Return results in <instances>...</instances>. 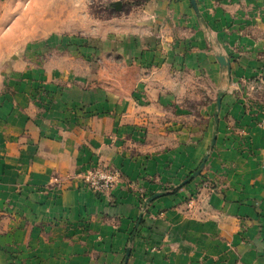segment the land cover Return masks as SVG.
<instances>
[{"label": "crops", "instance_id": "crops-1", "mask_svg": "<svg viewBox=\"0 0 264 264\" xmlns=\"http://www.w3.org/2000/svg\"><path fill=\"white\" fill-rule=\"evenodd\" d=\"M29 2L23 10L37 5ZM194 2L146 0L94 26L113 25L98 38L129 64L128 95L116 92L120 81L89 84L84 46L56 51L72 35L41 27L11 50L8 25L0 33V264H122L128 248L126 264H264V0ZM200 59L226 75L215 150L224 107L234 130L225 163L216 156L209 170L215 183L181 186L180 163L138 142L139 125L162 114L183 74L200 78ZM253 84L258 102L235 98L237 86ZM102 161L120 173L111 195L81 179ZM154 193L163 194L144 208Z\"/></svg>", "mask_w": 264, "mask_h": 264}, {"label": "rangeland", "instance_id": "rangeland-1", "mask_svg": "<svg viewBox=\"0 0 264 264\" xmlns=\"http://www.w3.org/2000/svg\"><path fill=\"white\" fill-rule=\"evenodd\" d=\"M29 1H6L8 9L5 11L7 15L5 14L4 18L8 22L9 29H7V32L13 41L8 42L9 49L14 50L24 40L37 35V29L41 27L46 34L56 32L58 34L72 35L74 41L69 40L65 46L61 47L62 49L59 51L56 49V51L63 55L65 51L78 52L79 48L84 46L87 50L85 53H89L87 58L90 62V70L88 69L87 74H85L89 84L97 83L98 81L109 83H119L118 81H120L119 84L123 86V89L117 88L116 92L122 95L129 94V82L131 78L129 64H126L123 59L113 52H109V47H103L104 41L98 38L100 35L106 34L107 31H112L113 25L107 24L106 30L99 27L100 31H96L94 26L99 25V23L103 25L109 19L113 21L114 17L120 16L123 12H129L135 6L144 4L146 0H36L40 8H37V5L32 6L31 2L30 6L32 8L23 10L24 5L30 3ZM118 2L120 3L119 10L114 7ZM50 5L56 9L52 11L46 9ZM19 13L22 14L20 18ZM40 13L45 17L41 18ZM39 21L43 24L37 27V22ZM47 23H52L53 25ZM7 25L0 26V33L4 32ZM214 28L219 27L215 25ZM92 35H96V38L87 40V38L92 39ZM104 50V54L99 58V54L101 55ZM31 60L33 64L29 65L30 68L32 71L37 70V57L35 56ZM200 62L202 66L200 78L193 77L190 72L183 74L180 80L183 87L180 90H173L171 92L173 99H170V102L163 109L161 108L162 114H157L154 111L150 112L149 114L152 115V119L151 115L148 114L147 123L136 124L145 133L144 138L137 141H141L142 144L149 142L153 147H159L160 151L163 152L162 154L165 155L171 152L170 156L175 163H180L179 170L183 172L178 177L179 183L193 173L198 168L203 157L208 154L201 172L191 181L203 179V182L210 183L209 185L212 186L215 182H211L209 170L212 164L216 162V156L219 162L223 161L222 165L225 163L224 153L226 145L231 140L234 124L229 119L230 114L225 112V107L222 108L218 114V136L221 139L218 145L220 148L215 150L216 145L211 147L210 143L215 126L216 99L219 92L224 91L223 94L226 93V75L225 69L221 74H214L212 72L213 68L208 65L206 59H202V61L200 59ZM253 86L254 84L252 87L247 85H242V87L240 85L237 86L235 88V92H237L234 95L235 98H247L251 100L252 104L258 102L262 92L253 88ZM172 100H174L173 103ZM147 125L150 126V129H148ZM139 132L142 133L140 130ZM217 151H219V154L212 156L211 152L217 153ZM95 166L115 169L103 161L92 167ZM92 167L87 168L84 173ZM160 189L169 192L175 191L174 187L171 188L169 186L161 187ZM112 190L106 195H111Z\"/></svg>", "mask_w": 264, "mask_h": 264}, {"label": "built area", "instance_id": "built-area-1", "mask_svg": "<svg viewBox=\"0 0 264 264\" xmlns=\"http://www.w3.org/2000/svg\"><path fill=\"white\" fill-rule=\"evenodd\" d=\"M119 178L116 169H109L104 166H95L81 176L82 181L96 195H106L114 188Z\"/></svg>", "mask_w": 264, "mask_h": 264}, {"label": "water", "instance_id": "water-1", "mask_svg": "<svg viewBox=\"0 0 264 264\" xmlns=\"http://www.w3.org/2000/svg\"><path fill=\"white\" fill-rule=\"evenodd\" d=\"M192 4L194 5V0H191ZM119 4L117 3L115 6L116 8H119L118 6ZM219 63L222 65V66H226L229 68V63L221 56H218L217 57ZM221 96H222V93H219L218 97H217V108L219 109L220 107V101H221ZM216 123H217V118L215 119ZM216 136H217V126L215 127V131L213 133V136H212V140H211V147L214 146L215 142H216ZM208 158V154H206L201 163L199 164L198 168L193 172L191 173L184 181H182L181 183V186L183 185H186L187 183H189L194 177L198 176L199 173L201 172L202 168L204 167L205 163H206V160ZM163 193H154L153 195H151L150 197H148L144 203H143V207L145 208L151 201H153L154 199H156L157 197L161 196ZM141 217H142V212L139 214L138 216V220L135 224V230L137 228V226L139 225L140 223V220H141ZM135 235V231L132 233L131 237H130V240L133 239ZM129 254H130V250L129 248L126 250V254H125V257H124V260H123V263L122 264H126L127 263V260L129 258Z\"/></svg>", "mask_w": 264, "mask_h": 264}]
</instances>
